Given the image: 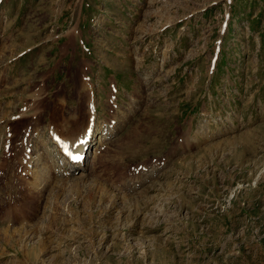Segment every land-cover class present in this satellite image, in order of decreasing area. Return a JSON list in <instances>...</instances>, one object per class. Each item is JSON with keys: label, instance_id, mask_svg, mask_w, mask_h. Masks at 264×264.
I'll return each instance as SVG.
<instances>
[{"label": "rangeland", "instance_id": "1", "mask_svg": "<svg viewBox=\"0 0 264 264\" xmlns=\"http://www.w3.org/2000/svg\"><path fill=\"white\" fill-rule=\"evenodd\" d=\"M0 264H264V0H0Z\"/></svg>", "mask_w": 264, "mask_h": 264}, {"label": "bare ground", "instance_id": "2", "mask_svg": "<svg viewBox=\"0 0 264 264\" xmlns=\"http://www.w3.org/2000/svg\"><path fill=\"white\" fill-rule=\"evenodd\" d=\"M55 130V129H54ZM91 130H89V132H90ZM51 132H53V131H51ZM87 132V131H86ZM86 132L84 133V135H80V139H78L77 140V142L75 141V143H74V145L75 146H71V145H69V144H66L65 145V143H64V145H62V139H60V141L61 142H58V146L61 148L60 149V151H61V153L62 154H64L65 156L66 155H69V154H74V156H72L73 158L74 157H78V156H81L82 154L81 153H83L84 154V150H85V148H87V147H85L84 146V144H85V141L83 140V138H85L86 137ZM88 132V135H90V133ZM60 134V133H59ZM73 134V133H72ZM69 135V134H68ZM58 136V135H57ZM59 137V136H58ZM58 137L56 138V139H58ZM62 137V136H61ZM60 137V138H61ZM71 137H73V136H71ZM64 139V138H63ZM74 141V140H73ZM87 152V151H86ZM68 160V159H67ZM82 160L84 161V156H83V158H82ZM72 166H75V164H73Z\"/></svg>", "mask_w": 264, "mask_h": 264}]
</instances>
